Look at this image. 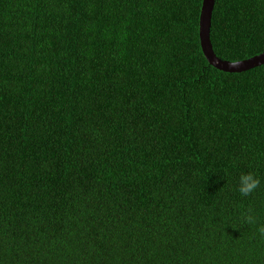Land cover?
Listing matches in <instances>:
<instances>
[{
  "label": "trees",
  "instance_id": "trees-1",
  "mask_svg": "<svg viewBox=\"0 0 264 264\" xmlns=\"http://www.w3.org/2000/svg\"><path fill=\"white\" fill-rule=\"evenodd\" d=\"M203 2L0 0V264H264V64ZM211 39L263 53L264 0Z\"/></svg>",
  "mask_w": 264,
  "mask_h": 264
},
{
  "label": "water",
  "instance_id": "water-1",
  "mask_svg": "<svg viewBox=\"0 0 264 264\" xmlns=\"http://www.w3.org/2000/svg\"><path fill=\"white\" fill-rule=\"evenodd\" d=\"M215 4L216 0H204L200 20L201 45L210 63L219 69L229 72H242L264 64V52L252 58L235 62L223 60L215 53L211 39Z\"/></svg>",
  "mask_w": 264,
  "mask_h": 264
},
{
  "label": "clouds",
  "instance_id": "clouds-1",
  "mask_svg": "<svg viewBox=\"0 0 264 264\" xmlns=\"http://www.w3.org/2000/svg\"><path fill=\"white\" fill-rule=\"evenodd\" d=\"M224 179V176L220 177ZM229 181L227 180V183ZM262 183V177L256 172L247 171L240 172L238 179L236 181V190L243 196L249 197L255 193ZM243 226H256V231L264 236V222H261L258 218V214L252 210L248 209L242 213Z\"/></svg>",
  "mask_w": 264,
  "mask_h": 264
}]
</instances>
